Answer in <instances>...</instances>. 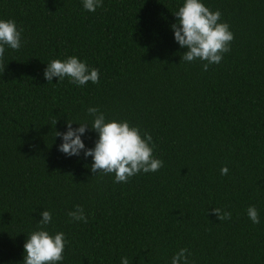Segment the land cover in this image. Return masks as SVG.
Returning a JSON list of instances; mask_svg holds the SVG:
<instances>
[{
  "label": "trees",
  "instance_id": "obj_1",
  "mask_svg": "<svg viewBox=\"0 0 264 264\" xmlns=\"http://www.w3.org/2000/svg\"><path fill=\"white\" fill-rule=\"evenodd\" d=\"M83 2L0 0V20L23 29L0 68V264H23L43 210L46 230L65 234L56 264H172L181 248L188 264H264V0H201L234 35L207 71L174 39L185 0H103L94 12ZM71 56L99 83L48 82L47 63ZM89 107L149 133L163 166L117 183L83 151H59L67 120L87 122L81 138L95 146ZM76 205L87 223L68 216Z\"/></svg>",
  "mask_w": 264,
  "mask_h": 264
},
{
  "label": "clouds",
  "instance_id": "obj_2",
  "mask_svg": "<svg viewBox=\"0 0 264 264\" xmlns=\"http://www.w3.org/2000/svg\"><path fill=\"white\" fill-rule=\"evenodd\" d=\"M83 7L91 12L97 7H103V0H84ZM176 23L171 25L175 41L187 51L183 53L184 61L199 59L206 61L203 70L207 71L210 64H219L223 54L230 51V43L234 39L233 33L226 22H220L221 12H213L206 7L201 0H185L183 6L174 13ZM23 29L17 28L14 20H0V68L3 72L6 65L3 63L5 46L13 50H19L22 46L21 37ZM48 82L53 77L59 81L65 77L70 82L83 86L89 81L99 83V69L89 68L88 65L76 56L66 60L54 59L47 63L43 73ZM88 113L93 117L91 129L98 133L95 146L86 148L82 135L89 127L87 122L79 123V127L73 128L72 121L67 120V131L55 132V137L62 138L59 151L68 156L92 157L91 172L114 173L115 182H127L128 179L141 171L144 173L156 172L163 166V161L153 157L152 136L145 132L144 138L140 135L138 127L130 126L127 121H107L105 114L97 107H89ZM57 120L55 121L56 124ZM228 167L221 168V175L228 174ZM211 211L220 221L230 219L231 212L220 208ZM247 215L253 224H259L260 218L255 206H249ZM42 219L38 221V230L32 232L24 243L23 264H56L63 260V251L66 240L63 232L51 235L46 230L52 220V214L48 210L41 213ZM73 221L87 223L88 217L80 205L68 212ZM187 248H181L173 257L172 264H188ZM121 264H129L127 257H122Z\"/></svg>",
  "mask_w": 264,
  "mask_h": 264
}]
</instances>
